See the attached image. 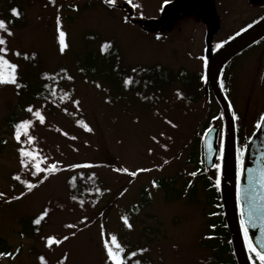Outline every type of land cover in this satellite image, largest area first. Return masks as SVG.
Here are the masks:
<instances>
[{"label": "rangeland", "instance_id": "1", "mask_svg": "<svg viewBox=\"0 0 264 264\" xmlns=\"http://www.w3.org/2000/svg\"><path fill=\"white\" fill-rule=\"evenodd\" d=\"M100 1L0 0V19L14 33L9 37L0 30V35L8 41L6 58L18 63L17 74L29 76L30 72L31 76L34 66L25 63L21 56L25 52H36L40 65L35 68L50 72L59 70L61 88L70 94V98H59L55 115L47 117L43 125L34 118V127L30 132L40 141H36L33 147L47 157L44 163H58L62 171L36 176H32L31 171L22 172L24 187L23 181L38 186L31 191L26 190L19 200L6 202L24 192L20 186L12 190L9 185L13 170L21 165L17 151L19 145L4 123L7 115L18 106L20 98L15 85L0 84V192L5 193L0 198V238L6 240L11 253L20 249L14 258L0 257V264H43L38 259L40 254L47 264H57L65 253L68 254L65 264H105L99 235L101 225L106 233L117 235L118 241L128 250L148 248L149 251L138 258L149 264H214L212 259L218 250L210 249L208 244L218 239L217 225L211 212L213 206L206 205L207 192L203 191L198 175H189L194 171V165L188 162V156L198 146L208 112L217 109L215 102L207 101L202 94L196 102L186 105L178 81L167 84L166 91H157L154 85L150 95L153 101L148 106L129 91L117 96L105 73L94 76L93 69H90L93 64L86 56L100 47L102 39H114L121 53L119 65L132 69L137 65L160 64L172 73L181 69L189 75L204 73L200 57H206L207 26L201 20L192 22L196 18L191 9H187L184 16L167 12L168 5L175 0H168L167 4L165 0H132V3L115 0L114 6L101 2L102 5ZM12 5L22 8L26 22L11 25L8 20ZM165 14L171 26L159 29L158 33L166 37L160 35L157 39L158 36L151 30L156 25L154 17L159 20ZM57 15L61 18L68 45L63 53L59 51ZM238 19L234 16L226 18L223 31L215 38L213 35L211 40L218 45L223 37L238 28L241 24ZM161 23L167 25L166 22ZM89 34L98 36L90 42L87 39ZM16 51L21 55H14ZM251 59V56L244 57L243 54L238 57L239 62L232 68V84L236 90L234 104L242 128L241 149L244 151L245 170L240 176L241 207L249 235L256 230L259 236L260 223L256 214L264 210V132L258 130L253 133L256 117L253 114V119L247 109L256 104V99L250 106L246 103L251 89L246 77L249 75L250 78L251 72L259 69L261 58L254 55ZM97 67L98 73L105 68ZM68 76L73 79L68 80ZM172 92L176 96H172ZM130 95L134 99L128 98ZM73 100L80 101L79 108ZM34 106V110L42 108L39 101ZM82 117L93 129L91 133L76 124V120ZM167 120L177 127L168 125ZM213 121L220 128V144L223 122L218 117ZM64 132L68 133L67 137ZM73 136L75 140L71 139ZM153 136L159 144L151 139ZM161 144H167V150L161 148ZM149 148L153 149L151 154ZM83 163L98 166L67 167ZM124 167L130 171L137 168H150L152 171L132 178L114 170ZM77 171L98 174L105 187L101 200H97L96 204L86 199L78 208L71 209L67 180ZM206 173L208 178L216 181L213 169ZM45 176L47 179H44ZM172 178H175V183L168 189L159 185L153 187L151 183L157 179H166L169 183ZM41 180L43 183L39 182ZM124 189L128 191L121 196ZM190 189L195 191L194 195H190ZM45 209L48 210L47 220L39 233L29 231L30 228L24 226L25 221ZM250 210L252 216H249ZM122 216L129 218L133 225L131 230L124 226ZM68 224H75L76 227H65ZM72 232H76L75 237L71 236ZM65 235L69 239L61 245L46 246L48 236L59 239ZM0 252L3 251L0 249Z\"/></svg>", "mask_w": 264, "mask_h": 264}, {"label": "trees", "instance_id": "2", "mask_svg": "<svg viewBox=\"0 0 264 264\" xmlns=\"http://www.w3.org/2000/svg\"><path fill=\"white\" fill-rule=\"evenodd\" d=\"M12 8H17L19 10L20 12L19 17H14L12 15L10 11ZM8 21L13 26L15 25L17 26L20 23L23 24L24 22H26V17L20 6L12 5L10 7ZM95 36H98V34H89L87 36V39L91 42L94 40ZM105 43L111 45V47L108 48L107 50H103V45ZM119 51H120L119 45L117 44L116 41H114V39L113 40L102 39L100 43V47L98 49L94 48L91 52L86 54L87 58H89L93 64L90 67V69H93V72L95 73L94 76H99L100 73L102 74L105 73V75L109 77V84H113L114 86L113 90L117 94V96L123 95L124 93H127L129 91L132 92L133 96H138L142 102L144 100L145 105L148 106L152 104L153 101V97L151 98L150 95L152 89L154 88V85H156V88H158L157 91L158 90L166 91L165 89L167 88L166 87L167 84L169 83L171 84L174 81H178L181 84L179 89L180 92H182V96L184 97L183 99L185 100L186 105H188L191 102H196L198 100V97H201L202 94L207 98V101L213 100L215 102L217 109L213 108L208 112L207 114L208 119L205 121L206 124L203 126L204 128L202 129L203 130L202 134L199 137L198 146L197 148L194 147L192 149L190 156H188L189 158L188 162L193 163L194 171L197 172L198 179L203 183V191L207 192L208 199L206 205L213 206L211 212L213 215V221L217 225L215 231L218 234L217 235L218 239L215 240V242L210 241L208 242V244L210 246V249L217 248L218 251L215 254V258L212 259V262L214 264H238V260L236 258L230 230L225 215V209H224L222 193H221V185L219 188H216L215 180L213 181L207 177L208 173H206V171H208V169L206 168L204 162L203 145H202L203 136L206 130L214 123V121L212 122V120H215L217 117H219L223 121V114L221 107L217 102L214 94L212 93L209 85L207 84V79L206 80L201 79L202 76L206 75L205 71L204 73H193L192 75H189L185 72L184 69H181L177 73H172V71L169 68L160 64H154L152 66L137 65L136 67L131 69V67L129 66L125 67L118 64L121 61L120 58L121 53ZM21 59L28 65H31L32 67L34 66L33 67L34 69L32 70L31 76L29 71H28L29 76L17 74V81L21 85L20 88H16L20 101L18 102V106L14 110H12L4 120L5 125H7L10 128L13 137H14V127H13L14 124H16L17 122L23 119H30V118L34 119V117L31 114L25 111V109L28 106H32L34 109L35 107L34 103L39 101L42 107L41 111L47 118L55 115V111L58 109L59 98L63 97L64 99H67L70 97L69 92L62 90L61 88L63 87V85H62V78L60 76V72H58L59 70L50 72L47 70H38L35 68V66L37 67L38 65H40L37 62L39 61L38 60L39 57L38 54H36V52H31V53L25 52L22 54ZM99 62H101V64ZM12 63H16V62H12ZM97 66H105V68L102 72L98 73ZM133 69H136V71L133 72L132 71ZM128 77H132L134 82L130 86L125 88L123 86V80ZM53 92H55V95H52ZM65 93H68L69 96H65L64 95ZM71 93L72 95H74L73 90L71 91ZM175 94L176 93L172 92L171 95L176 96ZM133 96L130 95L128 98L131 97L130 99H134ZM145 97H147V99H145ZM82 120H84L83 117ZM84 121L86 122V120ZM29 131L31 132V129ZM31 135L33 134L31 133ZM223 139H224V131H223ZM36 141L40 142L38 139H36ZM25 146L27 147V145ZM217 162H220L219 158ZM212 169L213 171L216 172V179L218 175L220 176L221 179V174L218 173V170L215 169L214 167H212ZM22 172L28 173L29 171L23 170L22 166L13 170L9 184L12 190L20 186V188H22L21 190L26 192L27 187L26 186L24 187L21 183V181L23 180ZM14 175H20L21 180L20 181L14 180L13 179ZM73 177H75L74 181L72 180ZM174 180L175 178H172L168 183L166 179H157L156 182L159 186L168 189L170 185H173L175 183ZM67 182L69 186V194H70L69 205L71 206V209L78 208V205L81 204V201H83L84 203L86 199H89L91 204H96L95 202L97 200L98 201L101 200V196L104 192L103 186L105 187V183L103 180L100 179L98 174L95 175L93 173H90L88 175L82 171L79 172L77 171L68 178ZM73 183L75 184V187L72 186ZM97 189H99V191H97ZM189 193L190 195H194L195 191H191L190 189ZM73 196L76 198L75 200L72 199ZM92 196L93 198H91ZM90 198L92 199V201ZM42 213L43 211L38 215L33 216L28 220H26L24 226L26 228H30L29 231L38 234L44 221L47 220V216L41 222L40 225H35L33 224L32 221ZM0 249L4 253H11L10 247L4 238H0ZM39 256H41V254ZM250 256L253 261V264H259L258 258H256L251 253ZM58 262L59 261H57V264ZM142 262L143 264H149L148 261L142 260Z\"/></svg>", "mask_w": 264, "mask_h": 264}, {"label": "snow or ice", "instance_id": "3", "mask_svg": "<svg viewBox=\"0 0 264 264\" xmlns=\"http://www.w3.org/2000/svg\"><path fill=\"white\" fill-rule=\"evenodd\" d=\"M106 4L112 5L115 3V0H104ZM129 3H132V0H128ZM165 3H168V0H165ZM11 13L14 17H19L20 12L17 8H12ZM56 25H57V31H58V42H59V51L63 53L65 49L68 47L65 37L66 33L62 30L61 27V18L59 15L56 17ZM0 30H3L7 36L11 37L14 35V33L8 29L6 23L4 20L0 19ZM160 37L158 36L157 39ZM7 39L5 38L4 35H0V84H12L15 85L16 88H20L21 85L17 81V68L18 65L16 63L10 62L6 58V53L9 51L7 48ZM221 45H217V47H220ZM111 45L108 43H105L103 45V50H107L110 48ZM16 56H20L21 53L19 51H16L14 53ZM27 58V57H25ZM200 59L203 61L204 68L206 69L208 67V60L206 57H200ZM66 71V70H62ZM133 72L136 71V69L132 70ZM68 80H72L73 77L68 76ZM201 79H207V76H202ZM132 77H128L123 80V86L127 88L133 83ZM97 87H100L99 84L96 85ZM223 81H221V87L223 88ZM52 95H55V92L52 93ZM65 96H69L68 93L64 94ZM70 98V97H69ZM63 99V97H62ZM147 99V97H145ZM77 108H79L80 101L79 100H73L72 101ZM25 111L29 114H31L35 120H37L41 125L45 123L46 117L42 113L41 110L36 109L34 110L32 106H28ZM65 112H67V109H64ZM238 119V117H237ZM260 121L264 122V114H261L260 116ZM166 123L170 125L171 127L175 128L177 125L173 124L171 120H167ZM76 124L81 126L85 131L91 133L93 129L87 124L84 120H76ZM14 140L17 142L19 145L17 151L19 153V163L22 166L24 170L31 171L32 176H36L37 174L40 173H47V174H55L62 169L58 166V163H51V164H45L44 162L47 160L46 156H43L40 152V150L36 149L33 147L36 143V137L31 135L30 129L34 127V120L33 119H23L14 124ZM213 131L212 128L208 129V133H211ZM64 136H68L67 132L63 133ZM161 136L164 135L163 132L160 133ZM23 137V138H22ZM71 139L75 140L76 137L73 136ZM155 143L159 144V141L157 140L156 136H153L151 138ZM168 139H171V137H168ZM205 144L207 145L208 149V156L209 159L211 158V155L213 153V146L211 141L207 139V135H205ZM27 145V147L25 146ZM161 148H164L167 150V144H161ZM149 153L151 154L153 152L152 148L148 149ZM225 152H226V147H225V140L222 138L220 141L219 145V160L220 162L214 163L212 167L218 170V173L222 175L223 172V161L225 159ZM236 162H237V199L239 200L241 198V189L239 186V178L244 172V151L243 149L238 148L237 149V155H236ZM164 163H168V161H164ZM44 165L43 167L41 165ZM98 165H94L92 163H83V164H70L67 167L69 169H77V168H94L97 167ZM116 172H122L127 174L128 176L135 178L138 176L139 173L142 172H150L152 169L150 168H137L134 171H130L128 168H116L114 169ZM250 171V170H249ZM190 176L195 177L197 175L196 171H193L189 173ZM14 180L20 181L21 176L20 175H14L13 177ZM44 179H47V176L44 177ZM72 180H75V177L72 178ZM40 183H43V180L39 181ZM23 183L26 185L27 190L31 191L32 189H35L38 185L36 183H29L28 181H23ZM71 183V181H70ZM153 187H158V184L156 180H153L152 182ZM221 185V179L220 176H217V179L215 181V186L216 188H219ZM73 187H75V184H72ZM99 191V189H97ZM128 189H124V192H121L120 195L123 196L125 192H127ZM26 193L21 192L19 196H13L10 198V200L6 202H10L11 200H19L21 197H23ZM5 196V193L0 192V198H3ZM73 200L76 198L73 196ZM83 201H81V204ZM48 215V210L45 209V211L40 214L37 218H35L32 222L35 225H40L41 222L45 219V217ZM249 216H252L251 210L249 211ZM87 220V217L84 218ZM124 226L131 230L133 225L129 222V218L127 216H122L121 217ZM240 226L243 230V235L245 242L248 246L249 252L253 254L256 258L259 260V264H264V242L261 244V249H258L257 246L253 243V239L249 236V229H248V223L244 218V212L243 209H241V219H240ZM255 226V225H253ZM67 228H75V224H68L65 225ZM213 227H215L213 225ZM76 232H72L71 236L75 237ZM100 244L102 247V250L105 255V264H143L142 260L138 258L141 256L143 253L149 251L148 248H139L136 250H128L125 246H122V244L118 241L117 235L115 234H108L103 230V226L101 225V230H100ZM69 239L68 235L63 236L62 238H56L55 236H48L46 238V246L48 248H52L53 245H61L64 241H67ZM20 251L19 248L15 250V253H4L0 252V257L8 256L9 258H14L15 254H18ZM38 259L43 262V264H47V261L45 260V257L43 255L39 256ZM68 259V254L65 253L63 255V258L58 262V264H65V261Z\"/></svg>", "mask_w": 264, "mask_h": 264}, {"label": "water", "instance_id": "4", "mask_svg": "<svg viewBox=\"0 0 264 264\" xmlns=\"http://www.w3.org/2000/svg\"><path fill=\"white\" fill-rule=\"evenodd\" d=\"M214 32L208 34L206 38L208 57L207 80L208 84L210 85L211 89L213 90L215 96L217 97L218 101L222 106L226 124V152L225 159L223 161L221 183L222 200L225 209L227 224L230 230L232 243L234 246V251L238 263L252 264L246 247L243 230L240 226L242 208L240 205V199H237V133L235 116L232 105L221 87L220 74L225 65L231 59H233L239 53L244 51L246 48H248L264 36V17H262L259 21L255 22L229 41H227L215 52L213 51L210 42L211 36ZM211 128L213 129V131L211 133H208L207 131L205 134L207 135V139L211 141L213 146V153L210 159L208 156L207 145L205 144V136L203 140L204 158L207 168L212 167V165L216 162L219 153L217 142L219 128L217 126H213ZM259 215L261 216V218H258V221L260 223L259 226L264 228V211H260Z\"/></svg>", "mask_w": 264, "mask_h": 264}, {"label": "flooded vegetation", "instance_id": "5", "mask_svg": "<svg viewBox=\"0 0 264 264\" xmlns=\"http://www.w3.org/2000/svg\"><path fill=\"white\" fill-rule=\"evenodd\" d=\"M101 2H103L104 5H109L106 4L104 0H101L99 3ZM114 5L116 4H112L109 6H114ZM187 9H191L192 11H194V17L196 18V21H192L193 23L194 22L198 23L197 20H201L202 24H206L207 34L217 29V31L214 33L213 38H215V36H217L223 31V26L226 18H229L230 16H234L235 18H240L238 20H240L241 24L238 26V28H236L231 33L223 37V39L219 42L220 43L219 45H221L227 39L243 31L245 28H247L248 26L258 21L264 16V0H175L172 1V4L168 5L167 12L170 11L169 13H174L178 16H184L188 12ZM167 12L166 14H169ZM248 13H250L249 16ZM166 14L161 16L159 20H156L158 18L157 16L154 17L156 25L151 27V30H153L152 32L155 33L154 35L156 36L163 35L166 37V35L158 33L159 29H163V28L168 29L171 26V22L167 19ZM161 22H163V24L166 22L167 27L163 26ZM215 45L216 44L214 43V46ZM215 47L217 48V46ZM243 55L244 57L251 56L252 59L254 55H259L261 58L259 63L260 66L258 67L259 69L255 70L254 72L252 71L250 78L249 75H247L246 77V81L247 82L249 81L251 83V89L246 97V103H248L250 106L252 100L254 98L256 99V104L253 107L248 108L247 110L248 111L250 110V113H252V117H254L253 114H255L256 117V119L255 117L253 118L255 119L254 120L255 125L253 126V133L257 131L258 128H260V130L264 132V122L260 121L261 114H264V38L255 45L248 48L243 53ZM236 62H239L238 57L235 58L231 62V64H229V66L225 69L222 75L224 91L234 108H235L234 99L237 96H236V90H234L235 86L232 84L233 83L232 79L234 78L232 75V68L234 67V64ZM237 117L238 116H236V120ZM237 124H238L237 133L239 140L241 125L239 124V122H237Z\"/></svg>", "mask_w": 264, "mask_h": 264}]
</instances>
